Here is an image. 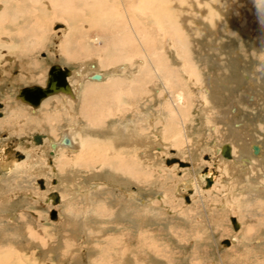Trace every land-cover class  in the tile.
<instances>
[{"label":"rangeland","instance_id":"rangeland-1","mask_svg":"<svg viewBox=\"0 0 264 264\" xmlns=\"http://www.w3.org/2000/svg\"><path fill=\"white\" fill-rule=\"evenodd\" d=\"M88 1V5H83L81 0L79 3L76 0H0V81L12 79V90L42 85L47 67L57 63L80 72L92 65L101 67L106 73L124 76L118 77L123 88L128 87L131 79L141 84L142 77L132 76L145 65L140 55L139 22H147L148 12L141 13L135 7L139 0H96L93 4L92 0ZM225 2L221 0L216 6L208 3V14L218 10L219 15L225 12L223 18L236 21L235 25L237 20L240 26L248 23L245 18L233 20L231 8H235L254 14V18L250 17L252 24L264 23V0H227V6L219 7ZM53 3L63 6L65 14L52 10ZM202 7L206 6L202 4ZM55 24L61 26L55 29ZM253 29L259 30V27ZM55 50L57 56L53 55ZM167 64L175 73L169 76L152 73L149 80L159 89L157 99L152 96L154 104L133 101L131 107L119 108L113 118L94 126L100 132L108 129V133H97L91 139V147H80L77 143L73 152L58 149L51 164L46 161L48 151L44 144L34 149L25 146L30 150L28 158L10 169L2 166L1 161L5 159L0 160V264H264V186L259 187L257 183L251 189L241 188H248V176L264 182V168L253 166L254 173L247 175L246 180L236 181V174L230 177V170L233 173L238 170L234 167L239 164L236 160L243 145H238L242 140L237 142L232 137L229 140L236 143V159H213L207 163L213 170L201 161V154L204 157L207 152L215 153L224 128L218 124L212 129L200 123L198 109L203 107L200 88L182 85L184 91L192 89L194 94L185 106L177 101L176 92L167 86L174 84L176 78L184 80L186 75L172 57L169 56ZM93 69L96 68L92 66ZM17 70L21 72L19 77L15 75ZM80 78L71 74L68 80L75 86ZM103 80L105 77L101 81H85ZM147 88L152 92L150 86ZM160 91L164 100L163 96L159 97ZM10 96L0 83V102H7L4 117L0 119V134H5L0 135V145L14 140L23 149L24 142L34 133L46 134L49 141H55L61 127L72 132L74 138H84L76 130L77 126L83 127L84 121L67 115L63 96L44 98L35 115L10 102ZM162 101L173 114L165 105L163 108ZM67 104L75 107L69 101ZM105 105L112 111L117 109L116 104L108 101ZM155 112L161 118L148 123L147 118ZM201 119L208 123L206 113ZM154 128L160 132L154 134ZM118 131L128 138L142 134L161 141L165 146L176 148L182 158L194 152L195 168L165 164L162 154H170L166 149L156 154L146 146H132L116 153L113 146L99 148L102 142L115 144V139L120 138ZM137 149L145 153L144 161L136 157L130 166L129 155L137 154ZM34 155L37 156L34 172H28ZM131 167L135 174H131ZM203 167H208L206 170L215 178L208 187H204L205 182L204 186L193 182L196 171ZM38 178H44V190H40ZM54 178L56 182L51 184ZM115 179H128L131 187L139 184L146 190L144 199L128 200L125 189ZM49 189H57L62 201L56 205L45 203L43 199ZM184 195L189 196L188 202L184 201ZM50 208L56 210L55 220L48 217ZM229 216L239 221L237 231L232 229ZM223 239L229 244H221Z\"/></svg>","mask_w":264,"mask_h":264},{"label":"crops","instance_id":"crops-1","mask_svg":"<svg viewBox=\"0 0 264 264\" xmlns=\"http://www.w3.org/2000/svg\"><path fill=\"white\" fill-rule=\"evenodd\" d=\"M218 2H221V0H218ZM254 3L257 4L258 2H254ZM183 7L177 9L175 6H173L170 9H166V11L163 12L164 14L161 12V15L162 14L163 15L159 18L160 20L157 19V17L154 16L153 13H146L147 22H139L140 27L142 28L141 36H139L140 53H141L140 55L144 57L145 65L143 68H141V72L138 71L139 72L138 73L136 71L137 73H134L132 77L133 78H137V76L142 77L143 81L141 84H136L131 79L127 83L128 87L123 88L122 82L120 79H118V77H124V76L119 74H112L108 72L106 73L104 72V69H102L101 67H96L95 65H92L96 68V70L105 73L106 75L105 80L99 83L90 82V81L83 82L82 83L83 87L81 86L80 94L78 96V100H79L78 106H75L73 108H65L68 116H72V117L77 116L82 121H84L83 127L77 126L76 128L77 132L81 134V136H83L84 138L80 139L75 136L74 139V142L78 143L80 147H86V148L91 147L93 145L91 141L93 140V137H95L97 133L107 134L108 129L106 130L101 129L102 132H100L99 129H96L94 126L102 122V120L104 119L113 118L114 113L118 112L119 108L131 107L133 101H138L141 103L143 102L147 105L154 104L153 98L157 99L156 97H157V92H159V89H157L158 85L149 83V80L152 73L162 72L167 76L175 73L173 71L174 69L170 68V66H167L168 65L167 61L170 56L172 57L174 62L178 65L179 70L186 75L184 80H181L180 78H176L174 84H170V85L167 84L169 86L166 85L170 91L176 92L175 98L177 99V101L183 104V106H185L190 103L191 101L190 98L194 94L192 89L191 90L188 89L184 91L182 85L188 87L196 86L200 88L202 91L201 96L203 100V107H199L198 109L200 115V123H203L204 126L212 129L214 128L215 125L218 124L222 125L223 128L225 127L223 135L218 141V147H217L218 151L215 150V153L207 152L206 154L207 156L204 157L203 154H201L200 155L201 161L206 162L205 165H207V163H209V161L211 162V160L213 159H216V161L218 160L227 161L228 159H233L234 156L236 157L238 151H236L235 147L233 146L235 144L234 142H232L233 140L232 141L229 140L230 137L232 138L235 137L237 139L236 140L237 142H239V139L240 140L243 139L244 142L243 140L241 142H243L244 148L247 147V149H248V145L252 141H253L252 144H257L260 142L259 145L257 144L258 147H256L257 148V150H255L256 153L255 151L254 153L255 154L259 153L260 149H261L260 152L261 153L263 152L264 143L262 142H264V119H263L264 118V114H263L264 113L263 112L264 111V97H263L264 71H258L257 69L264 68V48L258 49L257 42L261 39H263L262 42H264V38H263L264 23L254 22L250 26V24L244 22L243 25L240 26V20H237V24L235 25L234 22L236 21L233 22L230 19L229 15H227L229 18H223L222 15H225V12H222V15H219L216 11L215 13H217V16L214 12L213 15L207 14L205 12V15L207 17L204 19L201 18V15L196 17H188L189 13L187 11L189 8L188 7L185 8V6ZM250 15H252V17L254 18V14H250ZM137 27L139 26H136V28ZM248 27L249 28L259 27L260 30L257 29L248 30L247 29ZM176 35H178L179 37H176ZM253 40H255V42H253ZM92 66L89 68V70L92 69ZM89 70L87 69L86 71H84V73L88 72ZM204 78L206 79V81ZM211 79L213 82H211ZM148 86L152 88V92L148 91L147 88ZM87 89L90 91H88ZM238 92L239 93L242 92V95L241 94H240L241 96L238 95ZM152 93L154 94L152 95ZM235 96H238V98H236ZM159 97L160 98L162 97L164 100L165 96L163 95V91L162 92L160 91ZM235 99L236 100L238 99L239 102L238 100L235 101ZM106 101L112 104H116L117 109L115 111H112L108 106L105 105ZM162 105L163 108L166 107V110H168L169 113L173 114V110H171L170 107L167 106L166 102L162 101ZM217 108L219 110H217ZM204 113H206L208 123H205L201 119V116ZM226 113L228 114V119ZM231 115L232 116L235 115V116L232 117ZM248 115L250 117H248ZM236 117L237 119L235 120ZM251 117L253 118V120ZM160 118L161 116L157 112H155L154 116L151 115L147 119H148V123L153 124L157 119ZM94 119L97 121H94ZM248 120L250 122H248ZM70 124L74 126V123H70ZM159 132L160 129L158 130H156L155 128L153 129L154 134H158ZM117 135H120V138L115 139V144H112L111 143L112 141L102 142L100 143L99 148L103 146H113V152L116 153L119 152L120 150L130 149L132 146H137V147L146 146L147 149L153 151L156 154L157 153L161 154L166 149V150H170V154L165 155L163 153L162 154L163 161L165 158L177 157L183 162H188L190 164L189 168H195L194 152H192L189 157L182 158L176 148L171 146H165L161 141H155L153 138L145 137L142 134H133L131 138H128L129 136H122L121 132H119ZM239 135L241 136L239 137ZM224 143L229 144L230 154L232 158H225L222 155H220V147ZM240 144L241 143H238V145ZM234 149L236 152H233ZM136 151L137 154L129 155L130 166L132 164L131 162H133L132 160L136 157H138L136 159H139L140 161H144L145 153L143 151H139V149H137ZM258 161H255V163L258 162L259 165L264 168L263 166L264 152L259 155ZM172 163H176V162H172ZM207 166H209V169L213 170L212 168H210L211 165L208 164ZM180 167L185 168L188 166H180ZM206 169H208V167ZM207 171L208 170H206L205 172ZM130 172L131 174L132 173L135 174V171L132 169V167L130 169ZM229 172L232 173V175L231 174L228 175L232 177L233 176L232 170H230ZM241 172L240 175L236 174L235 178L239 179L241 178L240 176H242V179H244L246 177L245 174L246 172L245 170H244L245 173H241ZM179 173L181 174L182 172ZM223 173L224 175L229 177L226 174L228 172L223 171ZM201 174H202V169L200 171H196L194 178L199 179L198 176ZM211 174L213 175V173ZM214 180L215 178H213L212 181ZM114 182L120 187H123L125 189V192L127 193L128 196V200L132 202L141 201L144 199L146 195L145 194L146 190L142 189V187L139 184H133L134 187H131L130 181L128 179H126L125 181L115 179ZM262 183L264 182H261V184ZM201 184L202 186H204L203 183ZM262 186H264V184H262ZM241 188L246 189V187H241Z\"/></svg>","mask_w":264,"mask_h":264},{"label":"bare ground","instance_id":"bare-ground-1","mask_svg":"<svg viewBox=\"0 0 264 264\" xmlns=\"http://www.w3.org/2000/svg\"><path fill=\"white\" fill-rule=\"evenodd\" d=\"M35 1V0H34ZM76 1H78V3H79V0H76ZM229 1V0H228ZM243 1V0H242ZM81 2L83 3V5H88V3L87 2H89L88 0H81ZM96 2V0H92V4L93 3H95ZM217 2H218V0H139L138 1V3H136L135 5V7H137L138 9H141V13H146V12H148V13H153L154 14V16H156L157 17V19H159L164 13V11L166 10V9H169V7H173V6H175L177 9L178 8H180V7H183V6H185V8L186 7H188L189 9H188V13H189V15H188V17H196V16H199V15H201V18L202 19H204V18H206L207 16L205 15V12L208 14V8H207V4L208 3H214L215 4V6L217 5ZM64 3V2H63ZM221 3V2H220ZM202 4H204L206 7L205 8H203L202 7ZM62 5V4H61ZM227 6L228 5V2H227V0H226V2L224 3V5H222V4H220L219 5V7H224V6ZM230 5V4H229ZM70 6V5H69ZM68 6V7H69ZM95 6V5H94ZM68 7L66 6V9H68ZM212 7V6H211ZM131 8H132V6H131ZM134 8V7H133ZM132 8V9H133ZM160 8H161V10H160ZM165 8V9H164ZM184 8V7H183ZM250 8V7H249ZM51 9L52 10H54L55 12H57V13H59V14H65V9H64V7L63 6H59L58 4H52L51 5ZM155 9V10H154ZM158 9H159V11H158ZM185 10V9H184ZM217 10V9H216ZM163 13L162 15H161V12ZM218 11V10H217ZM216 11V12H217ZM220 11V10H219ZM231 11H233V14H232V12H231V17L233 18V20H235V19H243V18H245L246 20H247V22H248V24H250V26H251V24H252V20L250 19V17H251V15H249L248 14V12L246 11H244V10H239V9H237V10H235V8L234 9H232L231 8ZM218 13V12H217ZM221 13V12H220ZM211 14V13H210ZM145 15V14H144ZM152 15V14H151ZM213 15V14H212ZM74 17L75 16H73L72 17V20H70V22L71 21H73L74 20ZM150 17V16H149ZM209 17V16H208ZM156 19V18H155ZM187 19V18H186ZM196 19V18H195ZM66 20H68V19H66ZM160 20V19H159ZM162 20V19H161ZM69 21V20H68ZM179 21V20H178ZM203 21V20H202ZM206 21V20H205ZM212 21V20H211ZM191 22V21H190ZM161 23H162V21H161ZM60 26H61V24H59ZM188 25V24H187ZM160 26V25H159ZM192 26V25H191ZM262 26V25H261ZM59 27V26H58ZM161 27V26H160ZM173 27H174V25H173ZM57 27H55V29H56ZM248 30H252L253 29V27H251V28H247ZM164 30V29H163ZM260 30V29H259ZM179 31V30H178ZM263 31V30H262ZM180 33V32H179ZM182 33V32H181ZM184 33H185V31H184ZM167 34V33H166ZM164 35V34H163ZM169 35V34H168ZM183 35V34H182ZM181 35V36H182ZM262 35V34H261ZM176 37H179L178 35H176ZM263 38H264V36H263ZM147 39V38H146ZM181 39V38H180ZM259 39V38H258ZM182 40V39H181ZM262 40L263 39H261V40H259L258 42H257V46H258V49H262V48H264V42H262ZM180 41V40H179ZM185 41V40H184ZM183 41V42H184ZM188 41V40H187ZM191 41V40H190ZM178 42V41H177ZM253 42H255V40H253ZM181 43V42H180ZM186 43H189V42H186ZM194 43V42H193ZM195 44V43H194ZM185 45V44H184ZM189 45V44H188ZM188 48V47H187ZM201 48V47H200ZM185 49V48H184ZM187 51H188V49H187ZM198 52H199V50H198ZM190 53V52H189ZM192 53V52H191ZM194 53H196V52H194ZM187 54V53H186ZM185 54V55H186ZM188 55V54H187ZM190 55V54H189ZM198 55V54H197ZM229 55V54H228ZM193 56V55H192ZM199 56V55H198ZM250 56V55H249ZM190 58V57H189ZM236 58V57H235ZM201 59V58H200ZM212 61V60H211ZM208 62V61H207ZM209 63V62H208ZM238 63V62H237ZM188 65V64H187ZM84 66V65H83ZM209 66V65H208ZM223 66V65H222ZM66 67V66H65ZM67 68V67H66ZM68 70H69V68H67ZM82 69V67L80 68V70ZM159 69V68H158ZM82 71V70H81ZM246 71V70H245ZM83 72V71H82ZM82 72H80L79 71V69L78 70H72V71H70L69 70V73H68V75L67 76H65V80H66V82H67V84L70 86V89H71V92H72V98H70L69 96H67V95H65V94H62V93H57V94H53V95H51V96H59V97H61L62 98V96H63V101H64V105L66 104V106H65V108H70V106H68V104H67V102L69 101V102H71V104H73V105H75V106H78V104H79V100H78V94H79V92H80V89H81V86H82V83L83 82H85V80H93V81H101L102 79H104V77L106 78V75H105V73H103V72H100V71H97L96 69L94 70H91L90 72H87V73H82ZM243 72V71H242ZM218 73V72H217ZM71 74H74V75H79V76H81V78H80V80L78 81V83H77V85H75V86H72L71 84H70V81L68 80V77H70V75ZM91 74H98L99 76H100V78L98 79V80H94V79H91L89 76L91 75ZM191 74V73H190ZM211 74V73H210ZM209 75V74H208ZM200 76V75H199ZM202 76V75H201ZM210 76V75H209ZM202 78V77H201ZM210 78V77H209ZM244 78V77H243ZM205 79V78H204ZM208 80V79H207ZM205 81H206V79H205ZM208 82V81H207ZM211 82H213L212 81V79H211ZM237 82V81H236ZM206 83V82H205ZM244 83V82H243ZM246 83V82H245ZM211 84V83H210ZM33 85H39V84H33ZM205 85V84H204ZM254 85V84H253ZM83 87V86H82ZM232 87V86H231ZM235 87V86H234ZM251 88V87H250ZM89 89V88H88ZM87 89V90H88ZM212 89V88H211ZM234 89V88H233ZM244 89V88H243ZM253 89V88H252ZM256 90V89H255ZM88 91H90V90H88ZM239 91V90H238ZM244 91V90H243ZM258 91V90H257ZM256 91V92H257ZM247 92V91H246ZM248 92H249V90H248ZM253 92V91H252ZM254 93V92H253ZM258 93V92H257ZM262 93V92H261ZM229 94H230V92H229ZM242 95V92L241 93H239L238 92V95ZM240 95V96H241ZM255 95V94H254ZM257 95V94H256ZM259 95V94H258ZM264 95V94H263ZM231 96H232V93H231ZM227 97V96H226ZM229 97V96H228ZM236 98H238V96H235ZM245 97V96H244ZM264 97V96H263ZM218 98V97H217ZM240 99V98H239ZM241 99H243V98H241ZM261 99V98H260ZM43 100V99H42ZM41 100V101H42ZM213 100V99H212ZM238 100V99H237ZM236 99H235V101H237ZM259 100V99H258ZM18 101V100H17ZM40 101V102H41ZM214 101V100H213ZM243 101V100H242ZM241 101V102H242ZM245 101H246V99H245ZM260 101V100H259ZM258 101V102H259ZM19 102V101H18ZM40 102H39V104H40ZM238 102H239V100H238ZM256 102V101H255ZM257 102V103H258ZM20 103V102H19ZM248 103V102H247ZM246 103V104H247ZM22 104V103H21ZM38 104V105H39ZM211 104V103H210ZM239 104V103H238ZM243 104V103H242ZM250 104H251V102H250ZM38 105L35 107V108H31V112H35V110H36V108L38 107ZM231 105V104H230ZM248 105V104H247ZM246 105V106H247ZM262 105V104H261ZM253 106H255V105H253ZM1 107V106H0ZM248 107V106H247ZM251 107V106H250ZM224 108V107H223ZM68 110V109H67ZM214 110V109H213ZM217 110H219L218 108H217ZM216 110V111H217ZM228 110V109H227ZM72 111V110H71ZM205 111V110H204ZM239 111V110H238ZM219 112V111H218ZM224 112V111H223ZM264 112V111H263ZM247 113V112H246ZM219 114V113H218ZM225 114V113H224ZM258 114V113H257ZM262 114V113H261ZM264 114V113H263ZM2 115V114H1ZM0 115V116H1ZM226 115H227V119H228V114L226 113ZM254 115V114H253ZM215 116V115H214ZM232 116V115H231ZM233 116H235V115H233ZM232 116V117H233ZM248 117H250L249 115H248ZM254 117V116H253ZM257 117V116H256ZM91 118H92V116H91ZM95 118V117H94ZM101 118V117H100ZM223 118V117H222ZM225 118V117H224ZM252 118V117H251ZM251 118H248V119H251ZM102 119V118H101ZM237 119V117L235 118V120ZM264 119V118H263ZM220 120V119H219ZM218 120V121H219ZM252 120H253V118H252ZM254 120H256V119H254ZM94 121H97V120H95L94 119ZM221 121V120H220ZM219 121V122H220ZM231 121V120H230ZM222 122V121H221ZM226 122V121H225ZM240 122V121H239ZM248 122H250L249 120H248ZM223 123V122H222ZM237 123V122H236ZM230 124H232V123H230ZM234 124H235V121H234ZM252 124V123H251ZM225 125V124H224ZM230 126V125H229ZM234 126V125H233ZM244 126V125H243ZM225 128V127H224ZM231 128H233V127H231ZM240 128H241V126H240ZM243 128V127H242ZM245 128V127H244ZM97 129V128H96ZM236 129V128H235ZM240 131V130H239ZM248 131V130H247ZM229 132V131H228ZM249 132V131H248ZM246 133V132H245ZM39 134V133H38ZM230 134V133H229ZM240 134H242V133H240ZM41 135V134H40ZM231 135V134H230ZM244 135V134H243ZM241 135H239V137H240ZM249 136V135H248ZM234 137V136H233ZM245 137H247V136H245ZM41 138H42V135H41ZM235 138V137H234ZM74 135H73V133L72 132H70V131H68V132H66V130H64L62 133H61V135L59 136V138H58V140H56V141H54V140H50L49 141V145H50V150H51V152H50V154H52V153H55L56 151H58V149H66V150H69V151H71V152H73L74 151V149L76 150V145H77V143L76 142H74ZM228 139V138H227ZM230 139V138H229ZM246 139V138H245ZM253 139V138H252ZM64 140H67V142L65 143L64 142ZM240 140V139H239ZM243 140V139H242ZM42 140L40 139V142H41ZM256 141V140H255ZM259 141V140H258ZM233 142V141H232ZM243 142H244V140H243ZM243 142H240L241 144H240V146L243 144ZM253 142V141H252ZM252 142L248 145V149H247V147L246 148H244V145H242V147H241V149H240V153H241V155H240V157L236 160L237 161V163H239L236 167H234L235 168V170L236 169H238V171L237 172H235V173H233V175L234 174H239L240 175V172L243 170H245V174H246V177H247V175H249L251 172H253L254 171V169L252 168V165L253 166H255V167H258L259 166V168L260 169H262L263 167H261L260 165H258L257 163H255V161H258V157H259V155L260 154H262L263 152H264V150H263V152L261 153L260 151H261V149H260V151H259V153H257V154H255L256 153V151L255 150H257V148L256 147H258V145H259V143H257V144H252ZM257 142V141H256ZM246 143H247V141H246ZM245 143V144H246ZM249 143V142H248ZM262 143H264V142H262ZM261 143V144H262ZM225 144H227V143H225ZM236 144V143H235ZM228 145V147H229V158H232V156H231V154H230V146H229V144H227ZM234 146V145H233ZM240 146H239V148H240ZM234 148V147H233ZM244 148V149H243ZM246 149H247V151H246ZM216 150L218 151V148H216ZM254 151H255V153H254ZM233 152H236L235 151V149H234V151ZM17 155H19L18 153H17ZM221 155V154H220ZM12 157V156H11ZM23 157V156H22ZM21 157V158H22ZM173 158H176L178 161H181L180 159H178L177 157H173ZM215 158V157H214ZM233 159H236L235 158V156H234V158ZM229 160V159H228ZM2 162V166L3 167H5V169H10V168H12V166H14L13 164H15L13 161H9V162H5V161H1ZM181 162H183V161H181ZM259 162V161H258ZM18 163V162H17ZM262 163V162H261ZM186 166H189L190 164L188 163V162H186ZM263 166H264V164H263ZM4 170V169H3ZM218 170V169H217ZM234 170V171H235ZM248 172H247V171ZM256 170V169H255ZM7 171V170H6ZM206 171V170H205ZM254 173V172H253ZM199 174V173H198ZM261 175V174H260ZM259 175V176H260ZM214 175H212L210 172H205V173H202L201 175H199L198 176V178L199 179H196V180H194L193 182L194 183H197L198 181L200 182V183H203V182H205V178H210L211 179V184H212V180H213V177ZM241 178H239V179H237V180H243L242 179V176H240ZM244 178V180H246L247 178ZM256 177H257V174H256ZM248 178H249V183L247 182V181H245V182H247V184H249V186H248V188H246V189H251L252 187H254L257 183H258V186L260 187L261 186V183L259 182V181H256V180H252L251 178H252V176L250 177V176H248ZM259 177H257V179H258ZM42 180V179H41ZM55 180V179H54ZM198 180V181H197ZM236 180V181H237ZM56 182V181H55ZM54 182V183H55ZM198 182V183H199ZM42 184H43V180H42ZM186 184V183H185ZM210 184V185H211ZM262 184H264V183H262ZM188 185V184H187ZM183 189V188H182ZM245 189V188H244ZM243 189V190H244ZM254 189V188H253ZM240 190H242V189H240ZM239 190V191H240ZM56 191H57V189H56ZM55 191V192H56ZM57 195H58V193H57ZM58 197H59V195H58ZM187 198H188V196H187ZM60 199H61V201H62V198H60L59 197V202H60ZM188 201H189V198H188ZM57 214V213H56ZM234 218H235V220L238 222V224H239V227H240V223H239V221L237 220V218L235 217V216H233ZM56 218H57V216H56ZM238 227V228H239ZM238 228H237V230H238ZM237 230H235V231H237ZM227 240V239H226ZM232 241V240H231ZM228 244H229V241H228ZM227 244V245H228ZM3 258V257H2ZM2 260V259H1ZM0 260V261H1Z\"/></svg>","mask_w":264,"mask_h":264},{"label":"water","instance_id":"water-1","mask_svg":"<svg viewBox=\"0 0 264 264\" xmlns=\"http://www.w3.org/2000/svg\"><path fill=\"white\" fill-rule=\"evenodd\" d=\"M60 26L59 24H55L53 28ZM69 73V70L65 66H60L57 63H53L48 66L47 71H46V78L43 83V85H27V86H22L18 87L16 89V93L14 94V99L18 100L19 102L26 104L30 106L31 108H35L39 102L53 94L57 93H62L70 98H72V92L70 89V86L67 84L65 80V76H67ZM91 79L98 80L100 76L98 74H91L89 76ZM1 106V104H0ZM1 115V113H0ZM41 135L38 133H34L31 136V140L34 144L40 143ZM66 143L67 140H64ZM6 150V149H5ZM4 150V151H5ZM220 154L225 157L229 158V147L227 144H222L220 147ZM17 158H21L22 155L19 154L16 156ZM172 162H176L178 166H186V162H181L178 161L176 158L170 157V158H165L164 163L165 164H170ZM206 168H202V172H205ZM38 186L40 188H43L42 180L41 178H38L36 180ZM51 184L55 182L54 179H51ZM211 184V179L210 178H205V187H208ZM184 201L188 202L187 195L183 196ZM45 202L51 203V205H56L59 203V197L57 195V192L55 191H49L44 198ZM48 217L50 220H55L56 219V210L54 208H50L48 210ZM229 221L231 224L232 229L235 231L239 227L238 222L235 220L233 216H229ZM221 244L227 245L228 240L223 239L221 241Z\"/></svg>","mask_w":264,"mask_h":264},{"label":"flooded vegetation","instance_id":"flooded-vegetation-1","mask_svg":"<svg viewBox=\"0 0 264 264\" xmlns=\"http://www.w3.org/2000/svg\"><path fill=\"white\" fill-rule=\"evenodd\" d=\"M57 52H56V50H55V53H53V55L55 56H57ZM43 56H44V58L47 56L46 55V53H43ZM47 58V57H46ZM6 61V60H5ZM11 60H8L7 62H10ZM60 65V64H59ZM60 66H63V65H60ZM48 68V67H47ZM1 70V69H0ZM46 71H47V69H46ZM46 71H45V74L43 75V83H44V81H45V78H46ZM1 72V71H0ZM13 71L11 70V78H13ZM15 75H17L18 77H19V75H21V72L19 71V70H17L16 71V73H15ZM2 76H4L3 74H2ZM5 77V76H4ZM6 78H8L7 76H6ZM0 83L1 84H3L6 88H7V91L10 93V102H12V103H14V104H16L17 106H19V107H25V108H27L30 112H31V107L30 106H28V105H22V104H19L15 99H14V94L16 93V89L18 88H16V89H14V90H12L11 88H12V86H13V80L11 79V81H9V80H5V81H0ZM43 85V84H42ZM60 100V99H59ZM5 103H7L5 100L4 101H2V102H0V104H1V107H0V113L2 114L1 116H0V119H2L3 117H4V109H5ZM41 104V103H40ZM39 108V107H38ZM38 108H37V110H38ZM37 110H36V112L35 113H33V112H31L33 115H35L36 113H37ZM14 114H12V116H13ZM15 116V115H14ZM64 130V128L63 127H61V130H60V132H59V134H58V136H60L61 135V133H62V131ZM39 134H41L42 135V138H41V142L40 143H38V144H34L33 142H32V140H31V138H29L28 139V142H24V148L23 149H20L19 148V143H17L16 141H14V140H11V141H7V142H4L3 144H1L0 145V160L1 159H7V160H9V161H13L14 163H15V165L16 166H18L19 164H23L24 162H25V160L28 158V155H29V149H26V147L27 148H30V146H31V149H34L35 147H38V146H42L43 144L46 146V148H47V151H48V154H47V157H46V161H47V163L48 164H51L52 163V161H53V155H54V153L53 154H50V152H51V150H50V145H49V140H48V136L46 135V134H43V133H39ZM1 135V137H4L5 136V134L4 133H1L0 134ZM58 136L55 138V141L56 140H58L57 138H58ZM26 146V147H25ZM6 149V150H5ZM5 150V151H4ZM17 153L18 154H21L23 157L22 158H17L16 156H17ZM12 156V157H11ZM36 159H37V156L36 155H34V158H33V160L29 163V167H27V170H28V172H34V170H32V169H34V167H33V165H35V163H36ZM18 162V163H17ZM32 162H33V164H32ZM51 168V167H50ZM45 169H48V167H46ZM9 175V174H8ZM55 179V178H54ZM43 180V188H40V190H44L45 189V187H46V182H45V180H44V178L42 179ZM51 181V180H50ZM55 184V183H54ZM49 191H52V190H47V192L45 193V195L49 192ZM44 198H45V196H44ZM27 201H28V199H26ZM43 201H44V199H43ZM45 202V201H44ZM46 203V202H45ZM47 203H50V201L49 202H47Z\"/></svg>","mask_w":264,"mask_h":264},{"label":"clouds","instance_id":"clouds-1","mask_svg":"<svg viewBox=\"0 0 264 264\" xmlns=\"http://www.w3.org/2000/svg\"><path fill=\"white\" fill-rule=\"evenodd\" d=\"M257 70L258 71H264V68H258Z\"/></svg>","mask_w":264,"mask_h":264}]
</instances>
